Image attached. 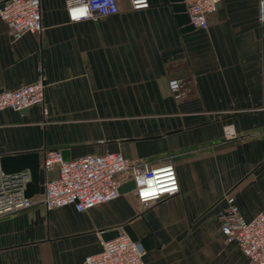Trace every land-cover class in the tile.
<instances>
[{
    "label": "crops",
    "instance_id": "1",
    "mask_svg": "<svg viewBox=\"0 0 264 264\" xmlns=\"http://www.w3.org/2000/svg\"><path fill=\"white\" fill-rule=\"evenodd\" d=\"M147 1L131 9L118 0L115 14L69 22L66 0H40L42 30L16 40L0 20V90L35 81L39 65L45 83L40 105L0 111V156L37 152L39 166L45 149L169 161L178 192L148 204L127 191L81 212L35 204L1 215L0 264H83L126 225L144 264L245 263L216 212L229 192L244 220L264 214L257 2L220 0L200 29L184 28L169 0ZM171 77L185 82L180 101L167 90Z\"/></svg>",
    "mask_w": 264,
    "mask_h": 264
},
{
    "label": "built area",
    "instance_id": "2",
    "mask_svg": "<svg viewBox=\"0 0 264 264\" xmlns=\"http://www.w3.org/2000/svg\"><path fill=\"white\" fill-rule=\"evenodd\" d=\"M131 9H144L147 0H128ZM188 23L195 28L207 26V15L216 11L220 0H182ZM258 20L264 23V0H256ZM118 12V0H66L69 22L97 19ZM0 20L12 40L24 33L42 30L40 0H0ZM38 78L14 89L0 90V111H20L40 105L45 87L40 65ZM172 98L180 101L188 96L184 80L171 77L166 83ZM46 114V109L42 108ZM230 136L231 133H226ZM43 170V191L37 197L24 196L29 171L5 173L0 167V216L39 204L46 211L71 205L81 212L97 204L116 199L120 183L132 181L128 190L141 204L154 203L178 192V180L171 162L154 165L136 164L116 152L83 155L63 160L59 149H45L39 166ZM52 175L47 176L51 173ZM118 176L121 177L118 180ZM222 206L216 212L218 231L226 243L238 246L244 264H264V214L249 220L239 214L231 193L222 195ZM144 250L138 240L120 229L116 236L101 242L99 252L87 255L83 264H144Z\"/></svg>",
    "mask_w": 264,
    "mask_h": 264
},
{
    "label": "water",
    "instance_id": "3",
    "mask_svg": "<svg viewBox=\"0 0 264 264\" xmlns=\"http://www.w3.org/2000/svg\"><path fill=\"white\" fill-rule=\"evenodd\" d=\"M173 3L172 8L178 12V21L180 24L185 25L184 28L193 27L188 23V17L185 13V6L182 0H169ZM61 156L63 160H68L66 150H61ZM0 167L5 173L20 172L24 169L29 171L30 181L27 182L24 190L25 197H31L33 195L41 194L43 191L44 175L43 170L39 167V155L37 152H23L13 153L0 156ZM133 187V182L126 181L120 183L118 186V192L124 193ZM124 231L128 236L137 240L136 236L132 233L129 226L124 227Z\"/></svg>",
    "mask_w": 264,
    "mask_h": 264
},
{
    "label": "rangeland",
    "instance_id": "4",
    "mask_svg": "<svg viewBox=\"0 0 264 264\" xmlns=\"http://www.w3.org/2000/svg\"><path fill=\"white\" fill-rule=\"evenodd\" d=\"M53 171V169L51 170V172Z\"/></svg>",
    "mask_w": 264,
    "mask_h": 264
}]
</instances>
